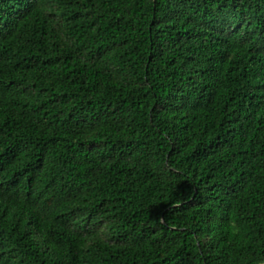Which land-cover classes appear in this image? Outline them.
Returning a JSON list of instances; mask_svg holds the SVG:
<instances>
[{
    "label": "trees",
    "instance_id": "16d2710c",
    "mask_svg": "<svg viewBox=\"0 0 264 264\" xmlns=\"http://www.w3.org/2000/svg\"><path fill=\"white\" fill-rule=\"evenodd\" d=\"M0 264H264V0H0Z\"/></svg>",
    "mask_w": 264,
    "mask_h": 264
}]
</instances>
